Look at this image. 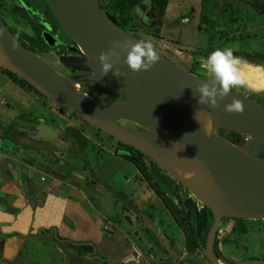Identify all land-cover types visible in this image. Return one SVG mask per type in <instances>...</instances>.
<instances>
[{
	"label": "rangeland",
	"instance_id": "obj_1",
	"mask_svg": "<svg viewBox=\"0 0 264 264\" xmlns=\"http://www.w3.org/2000/svg\"><path fill=\"white\" fill-rule=\"evenodd\" d=\"M97 1L106 6L112 0ZM143 1L130 11L126 33L141 41L151 42L172 63L187 69L191 66L198 77L209 82L213 76L205 68L207 57L217 48H231L234 55L248 58L243 60L244 66L247 64L258 69L255 76V72L249 71L248 79L254 81L247 83L250 81L247 79L243 86L234 87L232 92L264 105V0L228 2L217 9L212 0H168L161 18L147 11L144 6L148 5V0ZM203 2L210 6L206 10L207 25L198 23L200 4ZM15 4V0H0L1 21L7 29L32 36L26 24L15 22L10 16L9 8ZM142 6L143 10L139 8ZM229 13L233 21L227 26ZM211 25L212 28L208 27ZM36 55L55 73L69 78L68 71L58 65L49 47L43 52L37 51ZM175 56L178 59L174 60ZM76 88L84 95L99 98L94 94L98 90L95 85ZM42 97L25 86L12 83L0 71V137L3 139V149L11 148L13 153L35 149L38 155L34 162L38 170L29 173L31 179L39 185L48 183L52 177L42 167L53 165L52 171L63 176L64 183L78 185L82 193L80 207L86 210L87 215L91 213L100 217L98 222L102 223L100 231L104 238L120 242V247L113 242L116 256L123 260L125 246L131 248L130 252L125 251L128 256L136 254V263L126 261L130 264H208L203 260L201 251L193 247L185 235L186 231L183 232L185 227L178 226L172 218L174 215L179 219L178 206L173 197L175 194L181 199L191 198L198 208L201 204L150 159L143 157L147 172L156 186L151 187L130 163L113 155L115 140L107 139L101 132H89V129L82 127L81 120L60 112L52 102ZM51 160L55 164H50ZM69 169L73 171L66 177ZM5 174L4 168H0V182ZM40 177L44 182H39ZM119 192L124 194L126 201H131L141 207L143 213L151 215L152 221L146 215H141L144 218L141 222L135 219L134 213L123 211L116 196ZM125 215L129 216V222L124 219ZM244 224L247 233L236 236L230 233L233 221L229 218L220 220L217 228V248L221 256L219 264L264 258L263 222L245 220ZM151 234L155 240L159 235H164L162 246L158 248L150 240ZM32 240L26 242V247L19 254L23 261L16 258L7 264H70L75 260L85 261L84 264H104L98 258L90 260L88 255L80 253L78 248L87 244L60 243V253L56 254L59 242L51 237L49 240L53 242L47 240L48 244L44 246L48 251L42 246H34L36 241ZM103 242H100L101 246ZM100 245L94 247L95 252ZM172 250L179 252L178 257L174 256Z\"/></svg>",
	"mask_w": 264,
	"mask_h": 264
},
{
	"label": "water",
	"instance_id": "obj_2",
	"mask_svg": "<svg viewBox=\"0 0 264 264\" xmlns=\"http://www.w3.org/2000/svg\"><path fill=\"white\" fill-rule=\"evenodd\" d=\"M212 1L219 7L226 0ZM43 2L71 41L67 52L72 56H60V65L86 75L73 79L55 73L21 46L1 19L0 69L63 112L150 159L187 190L211 214L201 253L208 264H219L213 244L221 218L264 220V105L232 91L215 108L198 103L196 88L208 81L178 67L156 48L160 60L149 70L133 73L124 63L126 52L113 41L122 45L141 40L114 25L97 0ZM41 37L48 47L59 44L56 36ZM109 51L115 53L112 71L125 75H102L98 57ZM81 85L102 87L117 99L84 95L76 88ZM233 99L243 102V113L225 111ZM209 122L211 134L206 131ZM229 133L238 139L227 137Z\"/></svg>",
	"mask_w": 264,
	"mask_h": 264
},
{
	"label": "crops",
	"instance_id": "obj_3",
	"mask_svg": "<svg viewBox=\"0 0 264 264\" xmlns=\"http://www.w3.org/2000/svg\"><path fill=\"white\" fill-rule=\"evenodd\" d=\"M1 140L3 139L0 137V168H4L6 173L0 182L2 264L10 263L16 258L23 261L19 254L30 239L36 241L34 246H42L46 250L44 246L48 244L47 240L53 242L49 240L50 237L59 242L55 249L56 254L60 253V243L89 244L96 247L105 240L98 251L95 252L94 248L93 252L85 254L88 255V259L98 258L104 264H130L126 262L127 260L136 263L134 261L137 259L136 254L128 256L125 252L128 250L130 252V246L123 247L126 248L123 260L122 257L116 256L114 245L120 247V242L113 241L115 242L113 245L111 239L104 238L100 231L102 223L98 222L100 217H95L91 213L87 215L86 210L80 207L82 193L78 185L64 183V177L52 171L53 165L42 167L48 170L52 178L48 183L39 185L29 174L38 170L34 162L38 155L35 149L28 148L13 153L11 148L3 149ZM49 163L55 164L53 160ZM78 178L80 179V176ZM39 182H44L42 177L39 178ZM51 245L50 243V247ZM84 263L85 261L75 260L70 264Z\"/></svg>",
	"mask_w": 264,
	"mask_h": 264
},
{
	"label": "trees",
	"instance_id": "obj_4",
	"mask_svg": "<svg viewBox=\"0 0 264 264\" xmlns=\"http://www.w3.org/2000/svg\"><path fill=\"white\" fill-rule=\"evenodd\" d=\"M143 0H112L110 1L106 6L101 5L100 2H98L101 10L105 13V15L108 17V19L116 25L119 29L125 32V26L130 21L129 14L130 11L138 5V3H142ZM17 4L12 5L9 8V14L12 17V19L15 22L18 23H24L27 25V27L30 28L32 31V36H28L26 34H23L21 32L8 29V31L11 33L12 36H14V39L25 49L29 50L30 52L36 54L37 51L43 52L48 46L44 43L41 35V30L43 27H46V24L42 23V21H39V18H43V21L45 22H53L55 26H58L56 20L52 16L51 12L48 10L47 6L43 2V0H16ZM168 4V0H148L147 5V11H150L151 13L155 14L156 17L161 18L163 17L166 7ZM228 6H231L228 4ZM209 5L205 2L200 4V10L198 15V23L201 25H207L208 24V18L206 14V10H209ZM41 9V10H40ZM39 12V13H38ZM131 15V14H130ZM230 16H228L227 20V26H230L233 19L231 18V13H229ZM48 22V23H49ZM5 25V24H4ZM59 27V26H58ZM212 28L211 26H208ZM241 58V57H240ZM242 60L248 59V58H241ZM264 59V57H263ZM182 69L185 71L195 74L194 70H192L190 67L187 69L185 66L182 65ZM0 71L7 77L8 80H10L12 83L16 84L17 86H25L27 89L31 90L33 93H35L37 96L42 97L40 94L35 92L30 86H28L25 82L22 80L16 78L13 74L0 69ZM196 75V74H195ZM209 82V81H208ZM112 97H115L112 94ZM43 98V97H42ZM104 98V97H103ZM116 98V97H115ZM46 100V98H43ZM48 101V100H47ZM57 109L60 112H63L58 107ZM64 113V112H63ZM71 116V115H69ZM41 121V119H37ZM82 123V127L87 128L89 132L97 131L96 129H93L86 124H84L83 121H80ZM221 136H223V132H219ZM107 139L112 140L110 137L105 136ZM227 137H231L233 140H237V136L234 134H228ZM116 147L113 150V155L115 157H118L128 163H130L135 170L141 175V177L147 182L150 183L151 187L155 188V184L152 183V180L147 172V166L143 161V155L139 154L138 152L134 151L130 147L123 146L122 144L115 142ZM264 157V156H263ZM88 165V162H86ZM71 169L66 171V177L70 176L69 173H71ZM58 174V173H56ZM87 183V182H86ZM118 199L121 202V208L123 211L134 213L135 219L142 222L141 219L143 215H146L147 218H149L152 221L151 215L148 213H143L141 207L135 206L131 201H126L125 196L122 192H119L116 194ZM174 200L177 203L178 210L177 215L179 216V219H177L176 216L173 215V220L177 223L178 226L181 227L183 225L185 227L186 231L185 235L189 237L191 240L193 247L197 249L198 251H202L204 246V240L205 236L207 234V231L211 224V214L210 212L204 207H197L194 200H192L189 197L181 199V197L177 194L173 195ZM151 210V208H148ZM142 215V216H141ZM124 219L129 222L130 218L129 216L125 215ZM226 219V218H221ZM233 221V225L230 229V233L236 236H243L246 232V227L244 224L243 219H230ZM263 222L264 227V220ZM147 230V229H146ZM146 233H148L146 231ZM162 235V234H161ZM162 239V240H160ZM150 240L156 243L157 247L159 248L161 243H164L165 237L162 235V237L159 235V238L157 240L154 239L153 235L151 234ZM159 245V246H158ZM74 248H78L76 246H73ZM80 248V249H79ZM78 250L80 253L84 254H90L94 251V247L92 245H82L79 247ZM175 257H178L179 252L177 250H172ZM213 254L216 260H221V256L218 252L217 248V230L215 232V238H214V244H213ZM255 259V258H252ZM204 260V258H203ZM264 260V258H262ZM205 261V260H204ZM206 262V261H205ZM193 264V263H192ZM230 264V263H227Z\"/></svg>",
	"mask_w": 264,
	"mask_h": 264
},
{
	"label": "clouds",
	"instance_id": "obj_5",
	"mask_svg": "<svg viewBox=\"0 0 264 264\" xmlns=\"http://www.w3.org/2000/svg\"><path fill=\"white\" fill-rule=\"evenodd\" d=\"M114 47H121L126 52L124 63L133 72L149 70L159 60L160 56L154 45L149 41L126 42L121 45L120 41H113ZM112 55L115 53L102 52L98 59L101 64L102 75H107L110 71L116 77L125 75L119 69L113 70ZM244 61L234 55L231 48H217L207 57L205 68L209 71L213 79L210 82H202L196 88L199 93L198 103L210 105L215 108L218 101L223 100L231 93L234 87L243 86L245 80L241 74ZM225 111L229 113H243L244 104L240 99H233L225 106ZM212 124L209 122L207 133L211 134Z\"/></svg>",
	"mask_w": 264,
	"mask_h": 264
},
{
	"label": "flooded vegetation",
	"instance_id": "obj_6",
	"mask_svg": "<svg viewBox=\"0 0 264 264\" xmlns=\"http://www.w3.org/2000/svg\"><path fill=\"white\" fill-rule=\"evenodd\" d=\"M239 1L240 0H228V1L226 0L225 2H222L221 6L224 7L225 4L228 3V2L235 3V2H239ZM15 2H16V0H15ZM143 2L145 3L146 1H143ZM244 2H245V0H244ZM251 2H253V1H251ZM16 4H17V2H16ZM144 7L147 9L146 5ZM144 7L142 6V7H139V8L141 10H143ZM217 7H218V5L215 3V8L217 9ZM39 21H42V23L46 24V27H43V29L41 30V33H48L49 35L56 36L58 41H59V44H57L55 47H49V50L56 57L58 65L61 66L59 61H58L60 56H62V57L72 56V54H69L67 52V48L71 45V41H69V39L65 36V34L62 32V30L58 26H55L53 22H51V23L49 21H48L49 23L45 22V21H43V18H39ZM61 34L64 35L63 38H62ZM173 57H174V55H173ZM176 59H178V58L175 56L174 60H176ZM61 68H64V67L61 66ZM65 70L68 71V77L69 78H73V79L86 75L84 73L74 72V71H70V70H67V69H65ZM97 87H98V90H96L94 92V94H97L99 96V98H101V99H112V100L113 99H117V97L116 98L112 97L111 93H106L104 88L99 87V86H97ZM100 94H102V95H100ZM128 127L138 129V127H136L134 125H131V124H128Z\"/></svg>",
	"mask_w": 264,
	"mask_h": 264
},
{
	"label": "bare ground",
	"instance_id": "obj_7",
	"mask_svg": "<svg viewBox=\"0 0 264 264\" xmlns=\"http://www.w3.org/2000/svg\"><path fill=\"white\" fill-rule=\"evenodd\" d=\"M260 69V68H259ZM249 71H252V72H255V74H254V76L256 75V71H258V69H257V67L256 66H248L247 64L244 66L243 65V67H242V69H241V74L243 75V78H244V80H247L248 78H249ZM252 76V75H251ZM250 78H252V77H250ZM248 80H250V81H247V83L248 82H252V81H254L253 79H248ZM264 83V82H263ZM260 85H258V87H259Z\"/></svg>",
	"mask_w": 264,
	"mask_h": 264
}]
</instances>
